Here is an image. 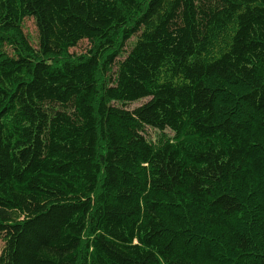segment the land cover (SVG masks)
<instances>
[{
    "label": "trees",
    "instance_id": "16d2710c",
    "mask_svg": "<svg viewBox=\"0 0 264 264\" xmlns=\"http://www.w3.org/2000/svg\"><path fill=\"white\" fill-rule=\"evenodd\" d=\"M0 239V264H264V0H0Z\"/></svg>",
    "mask_w": 264,
    "mask_h": 264
},
{
    "label": "rangeland",
    "instance_id": "374dc122",
    "mask_svg": "<svg viewBox=\"0 0 264 264\" xmlns=\"http://www.w3.org/2000/svg\"><path fill=\"white\" fill-rule=\"evenodd\" d=\"M24 26H25V32L29 33L31 35L32 39H35L34 36L36 34V26H35L33 19H31V18L27 19L24 23ZM87 47H88V42L83 41L77 47L71 48L70 50L72 52H80L82 50H85ZM146 100H148V98H145V99H143L139 102H136V103H132L128 106V108H134L135 106H138L139 104L145 102ZM150 131H152V130H150ZM2 245H3V242L0 239V251H1Z\"/></svg>",
    "mask_w": 264,
    "mask_h": 264
}]
</instances>
